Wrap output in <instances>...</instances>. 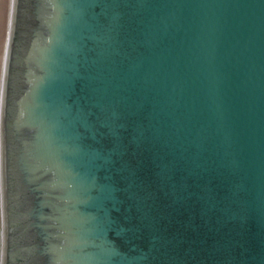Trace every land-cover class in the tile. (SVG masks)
I'll return each mask as SVG.
<instances>
[{
	"label": "water",
	"instance_id": "water-1",
	"mask_svg": "<svg viewBox=\"0 0 264 264\" xmlns=\"http://www.w3.org/2000/svg\"><path fill=\"white\" fill-rule=\"evenodd\" d=\"M2 264H264V0H14Z\"/></svg>",
	"mask_w": 264,
	"mask_h": 264
},
{
	"label": "rangeland",
	"instance_id": "rangeland-1",
	"mask_svg": "<svg viewBox=\"0 0 264 264\" xmlns=\"http://www.w3.org/2000/svg\"><path fill=\"white\" fill-rule=\"evenodd\" d=\"M14 0H0V264L3 255V235H4V204L3 190L4 179L2 176V133L1 118L3 105V84L5 77V64L8 52L10 33L13 21Z\"/></svg>",
	"mask_w": 264,
	"mask_h": 264
}]
</instances>
